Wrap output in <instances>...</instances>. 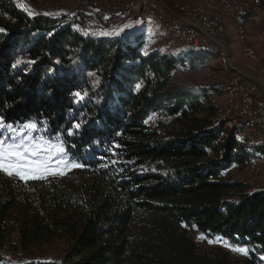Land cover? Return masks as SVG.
<instances>
[{
  "label": "trees",
  "instance_id": "obj_1",
  "mask_svg": "<svg viewBox=\"0 0 264 264\" xmlns=\"http://www.w3.org/2000/svg\"><path fill=\"white\" fill-rule=\"evenodd\" d=\"M83 16L52 18L22 0H0V117L43 122L41 134L59 135L85 165L27 183L0 173V264L5 250L54 240L67 244L63 261L38 264L264 259V189L247 192L225 174L256 144L209 123L212 85L168 78L186 57L205 63L206 53L145 50L137 19L115 34H86ZM75 90L87 98L75 103ZM74 122L81 128L70 136ZM192 231L216 245L200 247Z\"/></svg>",
  "mask_w": 264,
  "mask_h": 264
},
{
  "label": "bare ground",
  "instance_id": "obj_2",
  "mask_svg": "<svg viewBox=\"0 0 264 264\" xmlns=\"http://www.w3.org/2000/svg\"><path fill=\"white\" fill-rule=\"evenodd\" d=\"M156 1L148 0L140 4L144 7V14L140 23L147 24L148 20L153 18L165 30L167 45L170 48H177L184 44L190 52L205 51L204 53H206L208 51L213 53L214 57H217L219 64L217 69H205L202 65L196 64L174 66L169 71V80L170 75L179 77L194 72H206L208 78L212 79L211 84L215 91L208 99L211 107L209 123L211 125L221 124L226 129L234 130L238 140L256 142V145L259 144L264 148V119H260V115L248 116V111H240L239 114V110H244L246 106V99L251 101L252 106L257 107L259 112H264V95L249 89L248 81L257 85L260 84L247 76L248 80H245V75L239 73L235 67L226 47L225 23L222 18L223 14L226 17L225 19L228 18L234 24L239 41L243 44V56L246 59L255 60L257 54L255 49L245 43L247 33L244 18L250 6L259 7L260 0H198L200 3L197 5L195 3V6L188 3L174 4V2L173 5L171 4L172 7L165 6L169 13H180V17H175L174 21L166 18V12L162 7L164 5L159 6ZM100 3L102 18L104 16V20L118 21L119 9H116L118 6L112 5L106 0H101ZM182 18L207 22L215 29L220 30L221 36L224 38L217 40L215 34L203 31L193 21H182ZM187 34L198 39L203 46H197V42L187 39ZM262 72L264 73V69ZM245 166V189L248 192L264 189V157L261 160H250ZM255 177H257L256 180H254ZM255 264H264V259L262 258Z\"/></svg>",
  "mask_w": 264,
  "mask_h": 264
},
{
  "label": "rangeland",
  "instance_id": "obj_3",
  "mask_svg": "<svg viewBox=\"0 0 264 264\" xmlns=\"http://www.w3.org/2000/svg\"><path fill=\"white\" fill-rule=\"evenodd\" d=\"M101 0H39V5H34L30 3L28 0H22V2L29 8L31 11H43V12H59V17L63 15L74 14L77 11H82L84 16L82 18V22L78 24V29L84 33L95 34L97 37L102 36L101 33H110L105 32L102 27H100L97 18H102L101 13ZM112 5H117L118 7L121 5H126L128 3L132 9V11H137L138 4L145 3L148 0H106ZM156 1V0H154ZM192 1V2H191ZM158 4L161 3L164 6L172 7L173 3H188L191 6H195L196 3L199 4L198 0H157ZM166 2V3H164ZM260 5L257 8L252 6L249 7V10L246 13L244 18V24L246 28L247 38L245 43L251 45L256 51V58L254 59H246L242 54L243 44L240 43L237 30L234 24L227 18L225 19V15L222 13V18L225 23V32H226V47L232 61L234 62L237 70L242 71V73L246 74V76L250 79L255 80L257 83L261 84V87L264 86V73L262 70L264 69V0H260ZM168 3V4H167ZM172 4V5H171ZM98 11V12H97ZM85 12H89L86 14ZM66 13V14H65ZM117 21V20H114ZM84 25V26H83ZM145 28L143 29V43L145 46V50L150 49H158L163 48L168 51L170 54L174 56L187 54L188 50L186 49L184 44L177 48H170L167 45L166 32L162 28L161 24L150 18L147 24H143ZM60 26V25H59ZM85 30V31H84ZM115 34V33H111ZM93 36V35H92ZM202 51L199 53H204ZM213 53L206 51V55L204 59L209 61V64H196L202 65L205 69H217L219 68V64L217 62V57H214ZM186 65H192L189 57H186L185 62ZM217 63V64H216ZM182 64V65H185ZM178 65V66H182ZM194 65V64H193ZM218 65V66H217ZM209 67V68H208ZM244 74V75H245ZM169 81H175L177 83L183 85H201V86H211L212 79L208 78L206 72L202 73H190L181 75L179 77H173L170 75ZM213 87V86H212ZM215 93V91H214ZM213 93V94H214ZM263 95V94H261ZM237 138V137H236ZM238 139V138H237ZM250 144H255L256 142L246 141ZM259 145V144H258ZM256 146L257 148H250L249 152L251 154V158L246 161L243 166L232 165L225 172L228 176L233 179H239L245 184V176L244 171L247 165V162L250 160H261L264 157V148L263 146ZM255 177L254 180H256ZM248 192V191H247ZM191 235L194 241L200 247H212V245H216L217 238L214 243H207L204 239H200L202 235H200L196 231H192ZM15 240V235L11 238V243ZM67 248V244L65 241L54 240L48 244H44L39 248H35L30 252H20L16 251L12 248L9 250H5L3 252V261L7 264H38L41 262L53 261V262H62L65 254V250Z\"/></svg>",
  "mask_w": 264,
  "mask_h": 264
},
{
  "label": "snow or ice",
  "instance_id": "obj_4",
  "mask_svg": "<svg viewBox=\"0 0 264 264\" xmlns=\"http://www.w3.org/2000/svg\"><path fill=\"white\" fill-rule=\"evenodd\" d=\"M72 95L74 102L80 103L87 98V91L75 90ZM42 123L34 120L6 122L4 117H0V173L27 183L63 176L72 169L85 167L83 163L69 157L67 147L59 135L53 139L41 134ZM80 128L81 123L74 122L67 134L74 135ZM199 238L204 239L203 236ZM214 242L208 241L210 244ZM233 251L246 253L245 249L239 247Z\"/></svg>",
  "mask_w": 264,
  "mask_h": 264
},
{
  "label": "built area",
  "instance_id": "obj_5",
  "mask_svg": "<svg viewBox=\"0 0 264 264\" xmlns=\"http://www.w3.org/2000/svg\"><path fill=\"white\" fill-rule=\"evenodd\" d=\"M159 6H162L161 3H159ZM162 7L166 12L167 19H173L174 21L175 17H180V13H169L167 8H165V6ZM116 9H119L118 21L104 20V16L103 18H97L100 27H102L105 32L118 33L119 31L130 26L135 19H137L140 22L144 14V7L140 5V3L138 4L137 11H132L128 3H126V5H121ZM35 12L47 17H52V18L59 17V12H43L37 10H35ZM85 13L88 14L89 12H85ZM182 21H193V20L182 18ZM193 22L199 25V27L202 28L203 31H207L209 34H215L217 40H219V38H224L221 36L220 30L215 29V27H212L211 24H208L207 22H197V21H193ZM187 39H192L195 42H197V46H203V44L200 41H198V39L191 37L189 34H187ZM245 80H248L246 78V74H245ZM248 82H249V89H253L259 94L264 95V87H261V85L251 83L250 81ZM243 95L245 96V94ZM240 111H248V116L260 115V119L262 120L264 119V112H259L257 107H253L251 101H249L248 99H246V106L244 110H239V114ZM239 114H237V116H239Z\"/></svg>",
  "mask_w": 264,
  "mask_h": 264
},
{
  "label": "crops",
  "instance_id": "obj_6",
  "mask_svg": "<svg viewBox=\"0 0 264 264\" xmlns=\"http://www.w3.org/2000/svg\"><path fill=\"white\" fill-rule=\"evenodd\" d=\"M205 64L208 65V64H209V61L206 60ZM216 64H217V63H216ZM238 72L241 73L242 75H244V74L242 73V71H239V70H238ZM260 85H261V84H260ZM262 87H264V86H262Z\"/></svg>",
  "mask_w": 264,
  "mask_h": 264
}]
</instances>
